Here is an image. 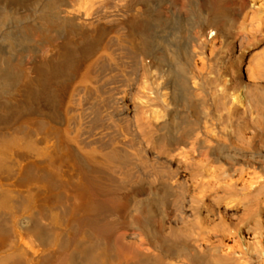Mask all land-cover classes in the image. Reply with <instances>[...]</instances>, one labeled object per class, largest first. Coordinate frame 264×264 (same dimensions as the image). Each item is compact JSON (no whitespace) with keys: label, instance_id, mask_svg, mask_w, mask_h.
<instances>
[{"label":"bare ground","instance_id":"bare-ground-1","mask_svg":"<svg viewBox=\"0 0 264 264\" xmlns=\"http://www.w3.org/2000/svg\"><path fill=\"white\" fill-rule=\"evenodd\" d=\"M196 1L0 0V264H264V0Z\"/></svg>","mask_w":264,"mask_h":264},{"label":"rangeland","instance_id":"rangeland-1","mask_svg":"<svg viewBox=\"0 0 264 264\" xmlns=\"http://www.w3.org/2000/svg\"><path fill=\"white\" fill-rule=\"evenodd\" d=\"M211 1V0H210ZM179 9L180 12L182 11V14L189 15V10L183 5L182 0H178ZM250 0H220V3L228 10H235L240 11L243 6H245L247 3H249ZM194 3L197 4L198 1L194 0ZM140 9V7H139ZM184 10V11H183ZM193 19L190 17V23Z\"/></svg>","mask_w":264,"mask_h":264}]
</instances>
